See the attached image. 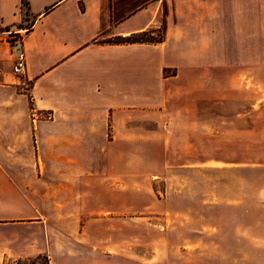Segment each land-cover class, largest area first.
<instances>
[{"label": "crops", "instance_id": "obj_1", "mask_svg": "<svg viewBox=\"0 0 264 264\" xmlns=\"http://www.w3.org/2000/svg\"><path fill=\"white\" fill-rule=\"evenodd\" d=\"M25 1L27 16L22 0H0V264L38 254L53 264L50 218L66 210L62 198L77 212V196L99 201L97 187L111 179L110 210H95H124V176L107 165L123 163L142 122L176 115L184 86L205 91L233 74L245 90L252 70L264 69V0ZM148 29H159V43L106 40ZM9 30L23 36V75L12 72ZM217 99L202 97L194 115H220ZM259 246L253 254L264 264V240Z\"/></svg>", "mask_w": 264, "mask_h": 264}, {"label": "rangeland", "instance_id": "obj_2", "mask_svg": "<svg viewBox=\"0 0 264 264\" xmlns=\"http://www.w3.org/2000/svg\"><path fill=\"white\" fill-rule=\"evenodd\" d=\"M151 31L158 36L159 29ZM252 71L245 90L233 74L205 91L184 86V102L172 104L176 115L142 122L123 163L107 165L110 176H124L118 195L124 210H95H110L111 179L102 183L107 188L97 187L99 201L77 196V212L62 198L58 207L66 210L50 218V239L59 243L52 263L262 264L253 252L264 240V69ZM202 97H218L220 115H194ZM204 102L205 110L213 108ZM232 109L243 115H229ZM155 112L160 118L165 107ZM80 203L90 211L79 212ZM7 262L46 264L44 258Z\"/></svg>", "mask_w": 264, "mask_h": 264}, {"label": "trees", "instance_id": "obj_3", "mask_svg": "<svg viewBox=\"0 0 264 264\" xmlns=\"http://www.w3.org/2000/svg\"><path fill=\"white\" fill-rule=\"evenodd\" d=\"M22 7H24L25 10V16L29 14V8L28 3L25 0H22ZM151 30H145L142 32L133 33L127 36H118L115 37L114 40H109V42L112 43H118V44H127V43H159L161 41V33L158 31V36H154L151 34ZM37 258H44L45 263L49 264V258L46 254H38L34 257H29L27 259H37ZM24 259V258H23ZM19 261H22V259H16L13 260L12 263H18Z\"/></svg>", "mask_w": 264, "mask_h": 264}, {"label": "built area", "instance_id": "obj_4", "mask_svg": "<svg viewBox=\"0 0 264 264\" xmlns=\"http://www.w3.org/2000/svg\"><path fill=\"white\" fill-rule=\"evenodd\" d=\"M6 33L10 34V35H16L15 37H13L12 39V47L15 51V58H14V62L12 65V72L16 75H23L25 73L26 70V65H25V53H24V49H23V36L21 31H7Z\"/></svg>", "mask_w": 264, "mask_h": 264}]
</instances>
